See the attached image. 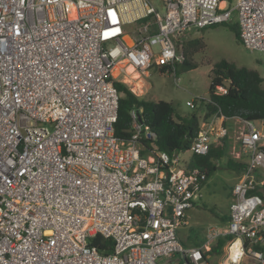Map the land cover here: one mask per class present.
Listing matches in <instances>:
<instances>
[{"label":"built area","instance_id":"built-area-1","mask_svg":"<svg viewBox=\"0 0 264 264\" xmlns=\"http://www.w3.org/2000/svg\"><path fill=\"white\" fill-rule=\"evenodd\" d=\"M231 10L243 47L264 54V0H0V264H210L220 236L264 245V120L215 115L186 152L228 138L246 165L226 228L202 248L176 229L205 173L147 148L155 136L136 110L129 140L114 135V83L139 89L151 67L175 76L181 35L229 23ZM249 254L264 264V251Z\"/></svg>","mask_w":264,"mask_h":264},{"label":"trees","instance_id":"trees-1","mask_svg":"<svg viewBox=\"0 0 264 264\" xmlns=\"http://www.w3.org/2000/svg\"><path fill=\"white\" fill-rule=\"evenodd\" d=\"M230 30L240 41L238 27L232 25ZM188 47L197 53L204 48V45L201 44V40L193 39L188 42ZM180 67L195 68L196 65L184 59L182 64L176 66V69ZM164 71L165 69L160 70V72ZM208 79L206 98L196 100L195 105L199 113L193 112L190 116L179 115L172 103L143 100L123 83H114L119 93L117 121L114 124L115 137L121 141L129 140L132 133L130 112L136 110L142 124L155 136L154 140H142V143L147 148L153 146L158 151L172 156L188 152L191 143L198 135L200 124L215 115L225 118L238 117L249 121L264 120V88L261 86L264 79L255 70L220 61L213 65ZM223 90L225 93H222ZM185 140L187 143L183 145ZM224 140L218 145H212L204 156L191 155L189 166L199 168L205 173L207 179L210 178L227 156V145ZM225 166L227 170L237 175H241L246 167L245 164L230 157L226 160ZM234 240L235 237L231 235L218 237L216 245L209 253L218 254L224 244H230ZM93 244L103 254L111 251L110 240L98 236L93 239ZM243 248L248 253L251 250L264 251V245H252L248 240H243Z\"/></svg>","mask_w":264,"mask_h":264},{"label":"rangeland","instance_id":"rangeland-1","mask_svg":"<svg viewBox=\"0 0 264 264\" xmlns=\"http://www.w3.org/2000/svg\"><path fill=\"white\" fill-rule=\"evenodd\" d=\"M225 1L227 7L232 9L236 0ZM157 4L159 5V3ZM232 25L237 26L236 13L234 11L231 12L229 23L192 30V34L181 38L185 45L181 49L182 56L190 64H195V68L180 67L175 70V76H173L172 73L160 72L158 68L151 67L147 71V77L142 78L145 83L139 89L134 87L135 85L130 86L127 82H120L126 84L136 96L143 100L172 103L176 112L181 116H190L193 112L199 113L197 106L195 109H190L186 106V102L192 101L195 98H205L209 87L208 76L215 63L226 61L236 67H246L255 70L264 79V54L245 49L230 30ZM193 39L201 40V44L204 45V48L197 53L194 52V49L188 47V42ZM175 79H177V83ZM118 80H122V76H118ZM261 86L264 88V81ZM224 141L227 145V157L222 160L218 169L226 171L225 163L231 157L229 151L230 147L232 148L233 146V142L232 139L228 138ZM181 157L187 161L190 154L184 153ZM225 175L228 174L223 171H217V173H214L210 177L217 207H220L224 201L222 193L230 191V185L222 178ZM229 245H225V250L216 259V264H229L227 262ZM238 264H255V262L243 248V255Z\"/></svg>","mask_w":264,"mask_h":264},{"label":"crops","instance_id":"crops-1","mask_svg":"<svg viewBox=\"0 0 264 264\" xmlns=\"http://www.w3.org/2000/svg\"><path fill=\"white\" fill-rule=\"evenodd\" d=\"M191 32L192 30L185 32L179 38V40L182 42L183 48L185 45H184V41L181 40V38L192 34ZM201 116L202 115L199 114L200 118ZM183 154L184 153L178 154V157L181 159V161H183V163L186 166H188L191 155L189 159L185 161V159L181 157V155ZM217 171H223L228 174L222 178L230 185L229 186L230 191H224L222 193L223 196L222 198L224 201L222 205H220V207H217L215 204V198L213 196L215 194H213L214 189L211 187V180L210 178L206 180V182L203 184V186L200 189L198 199L195 201L194 206L189 211H187L184 222L176 229V235L178 241L182 246L186 248H202L206 244L208 230L215 229L218 231H223L227 226L229 220V204L231 203L232 200V189L234 184L238 181L240 175H237L233 171H228V170L225 171L218 169ZM217 171L215 173H217ZM236 242L239 243L240 249L241 247H243V240H234L228 246V251L230 247L233 246L234 243ZM216 243H217V239L208 246L209 251L205 252V259L210 264H214V263L216 264V259L225 250L226 247L225 245H228V244H224V246H222L218 254L216 252L209 253L211 248L214 247ZM229 264H238V263H229Z\"/></svg>","mask_w":264,"mask_h":264},{"label":"bare ground","instance_id":"bare-ground-1","mask_svg":"<svg viewBox=\"0 0 264 264\" xmlns=\"http://www.w3.org/2000/svg\"><path fill=\"white\" fill-rule=\"evenodd\" d=\"M116 71V70H115ZM115 74H116V72L114 73L113 72V75L115 76ZM138 85L139 84H136V88L138 87ZM240 252H241V249H240V246H239V243L238 242H236V243H234V245L233 246H231L230 247V249H229V258H228V262L229 263H237L238 262V257L240 256Z\"/></svg>","mask_w":264,"mask_h":264},{"label":"water","instance_id":"water-1","mask_svg":"<svg viewBox=\"0 0 264 264\" xmlns=\"http://www.w3.org/2000/svg\"><path fill=\"white\" fill-rule=\"evenodd\" d=\"M186 143H187V140H185V141L183 142V145H186ZM201 260L203 261L204 259L202 258Z\"/></svg>","mask_w":264,"mask_h":264}]
</instances>
